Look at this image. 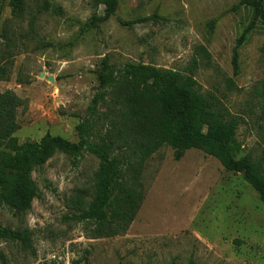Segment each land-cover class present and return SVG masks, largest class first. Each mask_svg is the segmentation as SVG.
<instances>
[{"label":"rangeland","instance_id":"374dc122","mask_svg":"<svg viewBox=\"0 0 264 264\" xmlns=\"http://www.w3.org/2000/svg\"><path fill=\"white\" fill-rule=\"evenodd\" d=\"M28 0L21 19L0 0V66L9 69L0 91L26 101L18 108L19 145L46 133L77 141L76 125L98 90L95 70L107 56L116 67L150 64L187 74L237 120L238 156L260 161L264 118V30L258 23L238 50L251 20L239 0H118L113 16L86 27L103 7L94 0ZM150 17L141 23L132 21ZM131 22V24H123ZM200 49H204L201 52ZM100 106L99 111H104ZM98 159L55 153L31 176L39 196L30 210L0 207V225L27 231L28 246L0 238V264H264V203L240 173L192 148L179 160L161 147L138 171L141 200L128 230L91 238L76 217L94 195ZM238 243H237V242Z\"/></svg>","mask_w":264,"mask_h":264},{"label":"trees","instance_id":"16d2710c","mask_svg":"<svg viewBox=\"0 0 264 264\" xmlns=\"http://www.w3.org/2000/svg\"><path fill=\"white\" fill-rule=\"evenodd\" d=\"M27 1L8 0L11 18L24 16ZM94 2L103 7V14L90 18L86 23L90 28L107 21L118 8V0ZM50 7L45 0L42 10L49 11ZM240 7L250 10L251 20L236 39L232 59L235 70L238 50L251 30L258 23L264 30V0H239L233 9ZM1 13L0 7V18ZM149 19L138 18L132 23ZM8 70L6 65L0 66V80ZM95 74L98 90L86 116L76 125L74 142L46 133L38 141L28 140L20 146L14 135L19 128L15 115L26 101L11 90L0 91V207L17 213L30 210L33 199L39 196L31 176L35 169L57 152L75 160L89 152L99 161L94 195L76 219L89 224L91 238L122 235L134 220L141 200L140 190L132 182L142 164L163 146L172 149L174 160L194 148L214 157L227 171L243 172V178L264 203V151L259 162L250 155L238 156L237 120L220 108L216 99L199 92L192 70L183 74L141 63H126L118 68L105 56ZM259 94L264 118V79L259 82ZM100 106L104 111H99ZM0 238L25 246L30 243L26 230L1 225ZM187 264H195L192 257Z\"/></svg>","mask_w":264,"mask_h":264},{"label":"water","instance_id":"95a60500","mask_svg":"<svg viewBox=\"0 0 264 264\" xmlns=\"http://www.w3.org/2000/svg\"><path fill=\"white\" fill-rule=\"evenodd\" d=\"M241 175H243L244 173L243 172H240Z\"/></svg>","mask_w":264,"mask_h":264}]
</instances>
